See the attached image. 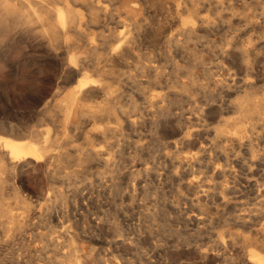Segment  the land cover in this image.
<instances>
[{"label":"rangeland","instance_id":"rangeland-1","mask_svg":"<svg viewBox=\"0 0 264 264\" xmlns=\"http://www.w3.org/2000/svg\"><path fill=\"white\" fill-rule=\"evenodd\" d=\"M165 1L127 0L126 13L143 25L138 46L124 61L99 59L84 71L90 79L99 75L97 83L109 92V110L94 118L81 115L78 102L60 110L56 103L61 94L53 101L57 113L52 122L27 94L47 96L57 84L41 70L44 59L40 55L47 47L36 37L26 40L0 34V132L1 123L12 120L23 127L32 126L40 134L49 131L53 136L57 132L62 141L53 150L62 155L47 162L12 169L6 161L0 174V264L235 263L229 256L220 261L211 251L206 255L203 251L217 230L242 229L236 226L235 215L244 213V208L233 211L229 207L236 203L235 197H250L253 205H249L254 208L264 195V2ZM107 4L110 7L109 1ZM121 28L126 30L113 19L103 28L88 26L84 33H116ZM167 33L173 40L165 47L162 37ZM244 49L245 58L241 56ZM244 92L250 93L260 109L249 118L240 117L229 103ZM103 103L104 96H99L87 104ZM224 124H228L225 131L215 134V128ZM225 135L236 137L238 146L230 151L231 141H221L232 161L224 166L227 173L222 176L219 167L209 162V154L224 161L221 148H203ZM170 142L174 145L169 146ZM84 149L98 150L100 159L107 161H77ZM57 167L66 173L49 177L47 171ZM220 186L231 192L226 196L229 208L218 197ZM72 245L77 246V258Z\"/></svg>","mask_w":264,"mask_h":264},{"label":"bare ground","instance_id":"bare-ground-1","mask_svg":"<svg viewBox=\"0 0 264 264\" xmlns=\"http://www.w3.org/2000/svg\"><path fill=\"white\" fill-rule=\"evenodd\" d=\"M107 1L110 2V5H109L110 7H108ZM155 1H157V0H155ZM159 1H162V0H159ZM166 1H168V0H166ZM166 1H165V3H166ZM217 1L222 2V0H217ZM237 2H238V0H237ZM259 2H264V0H260ZM153 3H155V2H153ZM188 3H189L188 5H191L190 2H188ZM211 3H213V2H211ZM151 4H152V2H151ZM162 4L163 3H160V5H162ZM209 5H212V4L209 3ZM173 6H175V5H173ZM127 7H128L127 6V0H0V34L1 35H10V36H14V37H22V39L25 38L26 40L27 39H31V38L33 39V37H36V39L38 38V40L40 39V41L44 42V45L47 47L46 48L47 49L46 52L44 54L42 52V55H40L44 59V63L41 64L42 69L41 68L40 69L43 71V73L45 75H47V74L51 75L54 79H56L57 84L54 86V88L52 89L50 94H48L47 96H42L38 92H33L34 93L33 94V93H30V92L27 93V91H26V93L28 95H32L33 100H34V102L36 104H40L41 105V109L43 110V112L47 113L48 117L50 118V120L52 122L55 121V119H56L55 117H56V113H57L56 111L53 110V107H52L53 101L56 99L57 96H60L61 94L62 95H61L60 99L56 103L60 110H65V109L67 110V109L70 108V106L75 105L77 102L81 103V105H82L81 108L79 107L81 115H86V116H89V117H92V118H94L95 116L96 117L100 116L103 113V111H108L109 110V108H107V106H106L107 103H110V102H108L109 99L106 97L107 93H109V92H108V90H107V88L105 86H103V85L100 86L97 83L100 80V79L98 81L96 80L99 77V75L97 76L96 79H90L91 77H89L87 74H84V71H86L87 70L86 68L90 67V65H92V66L94 65L95 66L97 63H99V61H98L99 59L106 61V60L111 58V59H114V60H123L124 61V59L128 55L132 54L135 46L137 45V42H139L138 39L140 37V31H141L143 25L141 23L142 21L140 22V20L138 18H136L134 15H130V14L126 13ZM166 7H168V6H166ZM210 7L212 8V6H210ZM218 8H221V7H218ZM215 9H217V8H215ZM224 9H226V8H224ZM173 10H174V8H172V11ZM210 11H212V9H210ZM213 12H215V11H213ZM158 13H159V8H158ZM154 14L157 15L156 13H154ZM212 15H213V13H212ZM259 15H260V13H259ZM161 16H162V14H161ZM178 17H179V15L177 16V18ZM209 18H210V16H209ZM113 19H116V21L122 23L124 25V27L126 28V30L124 31V28H123V30L121 28V29H119L120 31H118L116 33L108 32L107 34L96 33V34H91L90 36L85 35L84 32L88 28V26H94L96 28H100V26H102V28H103V26H105V25H107L109 23V20H113ZM172 19H174V18H172ZM258 19H260V18H257V20ZM168 20H170V18ZM178 20H179V18H178ZM207 20H208V18H207ZM209 21H211V20H209ZM242 22H243V20H242ZM174 24H175V22H174ZM165 26H166V24H165ZM203 28H205V26H203ZM151 29L153 30L154 28H151ZM189 30H191V29H189ZM122 31H124V32H122ZM146 31L149 32L150 30L149 31L146 30ZM246 31H247V29H246ZM150 32L152 33V31H150ZM151 33H149V34H151ZM159 35H160V33H159ZM183 35H184V33H183ZM97 36L101 37V38L97 39ZM162 38H163L162 44L165 47H166V45L170 44L171 41L173 40V37L171 35H169L168 33L166 35H163ZM158 42H161V41L158 40ZM237 44L238 43H236V45ZM238 45H240V44H238ZM165 47L163 49H165ZM161 48L162 47H160V49ZM240 48H241V46H240ZM245 48H247V47H245ZM167 53H168V51H167ZM167 53L165 52V54H167ZM242 53H243V55H241V56L242 57L244 56V58H245L246 50L245 49L242 50ZM167 55H169V54H167ZM162 56H165V55H162ZM161 57H159V58H161ZM146 61H148V60L146 59ZM243 62H246V60L243 61ZM7 65L8 66H13L12 64H10V62H7ZM99 67H101V66H99ZM138 67H140V66H138ZM145 67H146V65H145ZM148 67L151 68L152 70L153 69H155V70L157 69V66H153V65H150ZM52 69H54L55 71H53L51 73ZM248 69H249V67H248ZM97 72H98V70H97ZM248 73H250V72H248ZM97 74H95V75H97ZM239 74L241 76V73H239ZM92 75H94V73ZM100 75L102 76V74H100ZM141 76H143V75H141ZM242 77H244V76H242ZM249 79H250V77H249ZM134 80H132V81H134ZM152 80H153V77H152ZM71 82H75V83L73 85H71L70 87H67L68 84L71 83ZM137 82H139V81H137ZM239 83H240V80H239ZM231 86H233V85H231ZM231 86H229V87H231ZM237 87H238V85H237ZM22 89H24V88H22ZM99 96H101V97L104 96L103 105H97L96 104V106H91V105L87 104L89 101L93 100L94 98L95 99L97 97L99 98ZM139 96H140V94H139ZM164 96L165 95H163V97ZM123 97H125V96H123ZM26 98H28V97H26ZM219 98H221V97H219ZM235 98H236V96H235ZM222 100L224 102L223 98H222ZM211 103H212L211 105H213L214 102H211ZM229 103H231L230 105L232 106V109L235 110V113H236V109H237V113H239V116L243 117V118L244 117L245 118H249L253 114L257 115L259 113V111H260V109L257 107V104L251 98V95H250L249 92H244L243 96H241L239 99H237L235 101L230 100ZM111 108L112 107H110V109ZM221 109H223V108H221ZM99 112H102V113L100 114ZM219 112H221V111H219ZM201 114H202V112H201ZM217 114L220 115V113H217ZM58 115H60V114H58ZM199 115H200V113H199ZM82 117H84V116H82ZM85 121H87V120L85 119ZM85 121L83 123L84 125L87 124V123L85 124ZM12 122H13L12 120L11 121L5 120L4 122L1 123V125L3 126V131L0 132V174L5 170V168L7 166L6 165V161L10 162L9 165H12V169H13L14 167H18V166H25V165L33 164V163H41V162H44V161L47 162V160H49L50 157H52V158L56 157L57 158V157H60V155H62V153L61 154H57L56 152L53 151L56 148L58 149V147H60L61 143H62L61 138L58 137L57 135H55L57 132H55L53 136H49V133H48L49 131H47V130H46L47 132H45V134H43V133L40 134L38 132V130H36L32 126L23 127V125H21L19 123H12ZM131 122H133V121H131ZM234 123H236V117H235V122ZM243 124L246 125L245 123H243ZM2 126H1V128H2ZM227 126H228V124H224L223 127L219 126V127L215 128V134L222 133L223 131H225V128H227ZM104 127H106V126H104ZM104 127H103V129H104ZM81 128H82V126H81ZM48 130H49V128H48ZM111 130H113V129H111ZM98 131H100V130H98ZM87 134H88V132H87ZM92 135H90V136H92ZM94 136H95V134H94ZM94 136H92V137H94ZM215 136H217V135H215ZM223 139L231 141L230 151H234V150L237 149L236 147L238 145L236 146V137H231V136H226V135L223 136L222 139L217 140L216 142H214L212 144L210 143L208 145L209 147H207L208 149H205V148H203V149L205 151L206 150H211L213 147H216V146L221 148L220 153H221L222 159H224V161H222L218 157H216L215 160H214V159H212V157L209 154V158H210L209 162L212 163V164H216V166L220 168V170L218 168L217 172L220 173L222 176H225V174L227 173V169L224 166H228L229 162H232V161L228 160V156L229 155H228V152H226V148L227 147L224 146V145H221V141H223ZM173 145H174V142H170L169 143V146H173ZM204 150H203V152H204ZM215 152H214V154H215ZM100 153L101 152H99L98 150H92V149H86L85 150L84 149V151H82L81 153H78L79 156L77 158V161L78 160H82V161H85V160L86 161L87 160H96V161L97 160H103L104 161V160H106L104 157L100 159V157H99ZM204 154L206 155V153H204ZM67 156H66V158H68ZM74 160H75V158H74ZM103 166H105V165H103ZM60 167H57V168L52 169V170H48L47 171L48 172V176L51 177V178H57L58 176L59 177L62 176L63 173H66ZM205 167H206V165H205ZM86 168H88V167H86ZM101 168H103V167H101ZM198 169H199V167H198ZM193 179H194V177H193ZM214 180H217V179H214ZM237 183H239V182H237ZM226 185H228V184H226ZM247 186H248V183H247ZM214 188H216V187H214ZM220 188L221 189H220V192L218 194V197H219V199H221V204L225 205L227 208L231 207L233 211H237L238 207L239 208H244V210H245L244 213H240V214L236 213V215H235V217H236V226H240L242 229L240 231H236V232H231L229 229H223V228L217 230L216 233H215V238L212 240L211 244L206 246L205 250L203 251V254L206 255L208 253V251H211L212 255L214 254L216 256V259L220 260V261H224L225 260L224 258L225 257L227 258V256H229L228 258L235 262V263H233V262L229 261L230 264H264V219H262V218H264V197H262L264 195L261 196V200H257L255 202V205H254L255 207L254 208L249 205L250 203L251 204L253 203L252 201L249 202V198L250 197L248 199H244V196L243 197L242 196L241 197H235L236 200H237L236 203L230 205L229 202H228V198H226V196L230 195L229 193H231V192H229V189L227 190L226 186L225 187H221L220 186ZM194 190H195V188H194ZM188 195H190V194H188ZM249 195H250V193H249ZM206 196H207V194H206ZM255 196H257V195H255ZM194 200H196V199L194 198ZM200 200H201V198H200ZM202 200H203V198H202ZM217 205H218V203H217ZM200 206H202V205H200ZM198 208H200V207H198ZM205 210H206V208H205ZM216 210H218V209H216ZM221 210H223V209H221ZM240 211H241V209H240ZM209 212L212 214L213 211L211 212V210L209 209ZM253 212H255V213H253ZM203 213H205V212H203ZM221 213H222V211H221ZM232 215L233 214H231V216ZM204 217H205V215H204ZM198 218H202V217L199 216ZM208 220L211 221V217L209 216V214H208ZM256 221H257V223H255ZM73 244H74V242H73ZM76 247L73 246V250H74L73 256L75 258L78 257L77 254H76L78 249H76ZM228 250H230L229 254H227ZM227 262H228V260H227ZM219 264H221V263H219Z\"/></svg>","mask_w":264,"mask_h":264}]
</instances>
